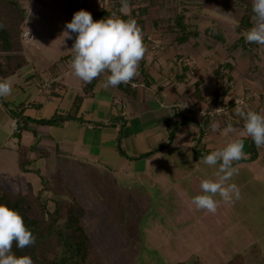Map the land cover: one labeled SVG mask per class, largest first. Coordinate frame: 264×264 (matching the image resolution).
Instances as JSON below:
<instances>
[{"label": "crops", "instance_id": "0c3cea01", "mask_svg": "<svg viewBox=\"0 0 264 264\" xmlns=\"http://www.w3.org/2000/svg\"><path fill=\"white\" fill-rule=\"evenodd\" d=\"M103 3V0L89 1L85 8L105 9L117 17L131 14L128 2L127 8ZM180 12L187 16L191 28L199 31V35L185 42L178 41L177 31L171 28ZM244 13V7L235 0H165L162 6L148 8L137 20L148 49L138 75L132 80L137 85L104 89L105 74L96 79L87 93L83 88L88 83L73 73L72 58L60 60L72 52L52 57L43 64L44 54L33 47L36 37L25 27L24 32L32 35L22 40L26 63L4 78L11 81L13 91L10 96L0 98V187L13 193L31 190L36 194L42 188V180L61 173L66 181L71 170L81 169L109 170L139 179L160 171L162 174L156 178L159 182L165 177L164 171L185 169L180 155L185 153H191L195 179L201 181L214 178L216 169L203 164V157L194 159V146L198 144L205 154L239 138L244 139L246 158L235 162L238 174L231 183L239 187L255 183L264 191V149L255 146L256 154L252 157V140L239 135L243 121L234 112L236 107L264 112V46L245 39L253 26V17L249 29L238 30ZM156 19L163 22L156 24ZM26 43L31 45L29 49ZM227 64L233 66L227 72L230 79L227 76L218 79L216 70ZM197 82L201 101L194 97ZM224 87H229L224 94L226 111L211 114L215 93ZM77 94H82L83 99L76 111ZM212 101L215 102L211 108ZM22 109L21 116L30 119L67 113L80 119L54 125L29 122L27 129L18 133L20 120L13 112ZM183 109L189 110L192 121L180 125L168 144L177 113ZM213 124L218 126L215 130ZM228 125L232 126V133L226 131ZM121 127L124 155L117 144ZM164 144L168 146L158 150ZM141 155L145 156L134 158ZM20 158L27 169L21 168ZM182 173L184 179L191 176ZM229 213L233 212L224 214L217 210L215 214L206 212L205 216L226 217ZM238 231L236 235L230 232L227 237H219L223 244H212V251H221L218 254L221 257L224 251L234 250L223 264L236 253L246 255L247 264H264V243L252 240L251 227L244 226ZM218 256L212 254L215 261L211 264L216 263ZM200 262L205 264L202 259Z\"/></svg>", "mask_w": 264, "mask_h": 264}, {"label": "rangeland", "instance_id": "374dc122", "mask_svg": "<svg viewBox=\"0 0 264 264\" xmlns=\"http://www.w3.org/2000/svg\"><path fill=\"white\" fill-rule=\"evenodd\" d=\"M89 1L93 0L83 3L76 0H23L27 9L26 28L36 37L33 47L44 54L43 64L52 57L72 52L77 34L70 33L71 38H67L64 34L66 24L77 9L85 8ZM26 47L29 49L31 45L26 43ZM180 155L185 169L164 171L165 177L159 182L156 178L162 174L160 171L139 179L94 169L71 170L66 181L61 173L49 180L54 187V181L60 180L78 198L84 208L82 221L92 251L105 264H202L201 259L205 264H211L215 261L212 254L218 256L221 252L212 251L214 246L211 245L222 243L219 237H227L230 232L239 234L238 229L244 226L253 230L252 240L264 243L262 187L255 183L237 186L240 199L235 203L221 200L217 209L224 214L233 212L230 216H205V211L197 210L191 203L192 197L202 194L201 181L195 179L188 155ZM182 172L191 176L184 179L180 175ZM62 191L56 187L43 192L44 199L48 198L49 209L55 208L53 199ZM30 203L36 210V204ZM232 252L234 250L224 251L214 264H223Z\"/></svg>", "mask_w": 264, "mask_h": 264}, {"label": "clouds", "instance_id": "9594fccd", "mask_svg": "<svg viewBox=\"0 0 264 264\" xmlns=\"http://www.w3.org/2000/svg\"><path fill=\"white\" fill-rule=\"evenodd\" d=\"M122 5L127 8V0H122ZM252 13L254 23L245 39L250 44L264 46V0H252ZM70 33L77 34L70 61L74 75L84 83H91L107 74L103 82L104 89L129 84L138 75L140 62L148 51L142 28L134 18L122 19L113 14L94 20L89 11L81 9L66 24L64 34L71 38ZM12 91L11 81L0 79V97L10 96ZM234 112L243 121L239 135L251 138L258 149H264V112L244 111L240 107H236ZM212 127L215 130L218 126L213 124ZM226 131L232 133L234 130L228 125ZM188 156L191 159V153ZM245 158L244 139L239 138L209 151L202 158L203 164L216 171L214 178L201 180L202 194L192 197L191 203L197 210L215 214L221 200L235 203L240 199L239 188L229 182L238 174L235 162ZM35 242L36 237L25 225L22 215L0 203V264H34L28 255H15L13 246L24 249Z\"/></svg>", "mask_w": 264, "mask_h": 264}, {"label": "trees", "instance_id": "16d2710c", "mask_svg": "<svg viewBox=\"0 0 264 264\" xmlns=\"http://www.w3.org/2000/svg\"><path fill=\"white\" fill-rule=\"evenodd\" d=\"M240 3L245 10L243 19L238 25V30L243 31L251 27L252 13V0H235ZM23 0H0V79L13 74L16 70L21 68L26 59L23 54V33L27 24V9L22 4ZM132 6L130 15L120 14V18L128 19L135 18L137 21L139 17L145 14L150 7L162 6L165 0H127ZM122 4V0H116L114 8H119ZM77 9V6H75ZM83 10L89 11L92 14L94 20L108 18L112 15V11H91L83 8ZM79 11V9H77ZM156 24L163 22V20L156 19ZM170 22V21H169ZM178 33V41L185 42L190 37H196L199 35L197 29L191 28L187 23V16L183 13H177L174 17V23L171 27ZM209 30V29H208ZM73 53L65 55L60 58L67 59L72 58ZM233 68L232 65L227 64L220 70H216V76L218 79L223 80L227 75V72ZM226 72V73H225ZM96 79L91 83L84 86V93L90 92L94 86ZM121 88H128V84H121ZM221 88L223 86L221 85ZM223 90V89H222ZM229 87L223 90L226 95ZM218 91L215 93V99L218 96ZM194 97L197 101L202 100L201 91L199 88V82L196 83ZM1 98V97H0ZM83 99L82 94H77L75 98L76 111L80 108ZM215 101L209 103V107H213ZM211 107V108H212ZM22 110H17L13 114L19 118L18 133L27 129V123L36 122L44 125L60 124L66 120L77 118L71 113L65 115L56 114L48 119H30L26 116H21ZM178 119L170 132V144L173 140L174 133L180 125L192 121L189 115L188 109L180 110L177 113ZM80 119V118H77ZM123 127L120 128L117 138L118 150L124 155L121 143L123 139ZM168 144L161 145L158 150L164 149ZM252 157L256 154V147L254 142H251ZM208 153H202V149L198 148V144L193 148V157L198 160ZM145 155H141L140 158ZM20 166L22 169L25 167V162L20 158ZM50 180H42V188L34 194L31 190L28 193H13L9 190L0 187V203L7 205L8 207L18 211L23 219L25 225L36 237L34 245L19 249L15 245L13 246V252L17 256L28 255L32 258L34 264H105L99 255L92 251L89 234L83 224L84 208L77 197L67 189L63 182L60 180L54 181L56 187L62 188L63 191L59 197L54 198L55 208L53 210L48 208V198L44 199L43 192L49 190H55L56 187ZM36 204V210L31 207L30 202ZM51 248V253L49 249ZM226 264H247L246 255L243 253H236Z\"/></svg>", "mask_w": 264, "mask_h": 264}, {"label": "built area", "instance_id": "2783aa9c", "mask_svg": "<svg viewBox=\"0 0 264 264\" xmlns=\"http://www.w3.org/2000/svg\"><path fill=\"white\" fill-rule=\"evenodd\" d=\"M76 1H78L79 3H83L85 0H76ZM106 1H107V3L109 2L111 4V6H114V4L116 3V0H109V1L106 0ZM24 36L30 37V38L32 37L30 32H26V31L24 32ZM129 84L133 85V86L137 85L133 81H131ZM226 108H227V106H226V103H225V95H224L223 91H220L218 93L217 98H216L215 106H214L213 110L210 113L211 114H216V115L223 114L226 111ZM123 114L126 115L125 112Z\"/></svg>", "mask_w": 264, "mask_h": 264}]
</instances>
